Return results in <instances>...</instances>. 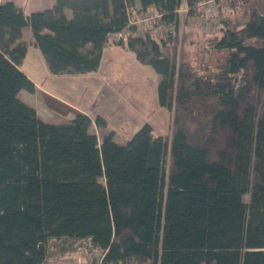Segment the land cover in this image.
Segmentation results:
<instances>
[{
    "label": "trees",
    "instance_id": "1",
    "mask_svg": "<svg viewBox=\"0 0 264 264\" xmlns=\"http://www.w3.org/2000/svg\"><path fill=\"white\" fill-rule=\"evenodd\" d=\"M139 1L155 14L141 33L129 23L136 0H55L32 13L0 1V264H43L51 240L102 248L104 264H264V11L229 0L187 49L183 0ZM30 44L55 75L95 73L106 47H126L160 75L169 132L145 122L121 144L90 130L108 127L101 114L44 121L19 97L36 89L21 68Z\"/></svg>",
    "mask_w": 264,
    "mask_h": 264
},
{
    "label": "crops",
    "instance_id": "2",
    "mask_svg": "<svg viewBox=\"0 0 264 264\" xmlns=\"http://www.w3.org/2000/svg\"><path fill=\"white\" fill-rule=\"evenodd\" d=\"M1 2L5 1H14L17 5L21 6L26 13H32L35 11H41L53 6L55 0H0ZM141 3L139 0H136V4L132 13L130 15L131 20L133 21L130 24L138 23L139 20L146 19L144 16H140L139 18H135L136 8H140ZM113 37L116 36L113 34ZM32 38L31 30L29 27H25L23 29V39L30 40ZM22 70L35 82L36 89L34 91H29L26 89H22L19 91V97L27 102L28 104L34 106L37 110L38 115L44 121H53V122H63L69 121L73 119L77 114L84 113L88 114L92 118L96 116V114H101L107 118L108 123L110 124V119L108 115L102 111L101 109L94 108L91 109L84 105L83 102L73 101V88L74 83L77 84L79 82L73 81L70 86L66 85V81L83 79L85 83H82L81 87H75L77 95L82 98H86L90 87H95V79L104 78L109 81L110 87L106 90L107 100L111 104L112 107V116L114 117H122L126 116L127 113L124 110V102L125 100L131 101L132 93L136 88H139L138 91V102L134 103L133 110L135 114H132L135 118L132 125L135 127L134 129L130 128L127 131V136L123 138L125 143L129 137L133 135V133L145 122H150L148 115H150V110L156 109L157 107H164L159 104L157 86L159 82V74L157 71L151 66L142 63L135 54L127 49L126 47H122L119 45H109L105 48L103 53V58L100 64V67L95 73L88 74H67V75H55L50 72L48 66L43 58L41 51L34 45L30 44L27 49L26 56L21 64ZM152 75V76H151ZM72 76H77L76 78H72ZM147 76L153 77L155 76V87L152 90L150 96L151 104L146 108V104L150 103L146 102V95L144 91H148L146 89ZM158 78V82H157ZM63 79V80H61ZM131 86L132 89H128L127 87ZM144 87V89L142 88ZM71 90H70V89ZM98 87H95L93 93H97ZM146 89V90H145ZM122 90L124 92L129 93V96H121L118 95V92ZM104 90H102L103 92ZM132 91V93H131ZM134 94V93H133ZM127 95V94H126ZM119 96V97H118ZM136 96V94H135ZM133 96V97H135ZM127 97V98H126ZM92 98V95H91ZM98 99H100L98 97ZM97 99V100H98ZM86 100V99H85ZM145 107V108H144ZM150 107V108H149ZM147 109L148 111L145 112ZM124 110V111H123ZM126 113V115H125ZM137 117V118H136ZM123 119V118H121ZM96 126V124H93ZM92 125V126H93ZM110 126V125H109ZM97 127V126H96ZM99 128V127H97ZM110 128V127H109ZM105 129V128H101ZM114 130V140L117 141V128H113ZM105 131V130H104ZM110 131V130H109ZM107 132V131H106ZM122 132V131H121ZM105 135V134H104ZM122 144V143H121Z\"/></svg>",
    "mask_w": 264,
    "mask_h": 264
},
{
    "label": "rangeland",
    "instance_id": "3",
    "mask_svg": "<svg viewBox=\"0 0 264 264\" xmlns=\"http://www.w3.org/2000/svg\"><path fill=\"white\" fill-rule=\"evenodd\" d=\"M200 1H201V4H197V6L195 7L194 13L190 11V8L187 4V0H183L182 5L179 9L180 30L187 31V37H186L187 42H185L184 44L187 49L193 47L194 40H196L197 38L202 37V36H208V34H212L216 30V21L218 18L217 14L220 11V8H223L226 11H231L230 6H228L229 0H200ZM250 2L253 4H256L258 8L264 11V0H251ZM136 10L137 11L135 12V18H139L140 16H144L146 18V19L139 20L138 23H135L137 27V32L141 33L146 23H149L150 21L153 22V17L155 16V14L151 12L147 16V14H144L141 11V7L136 8ZM230 13H231L230 16L232 17L234 21L242 23L248 18V5L243 4L237 8H234L233 12H230ZM168 28H170V26L161 25L153 31V34L155 36L160 37V34L164 33V31L167 30ZM180 36L181 38L184 37V35L182 36V32ZM112 38H115V37H113L112 35ZM221 56H223V53H215V55H212L210 59V63L213 65L216 62V58L217 57L221 58ZM76 77L77 76H72V78H76ZM149 77L150 76H147L146 78H149ZM155 80H156L155 76L150 77L149 80H147L148 82L145 87L148 91L143 90L144 94L146 95V99H145L146 102H150V98H152L150 94L155 87L154 86L156 83ZM159 80H160V75H159ZM73 81H76L79 83L73 84L74 85V88H73L74 96L71 99H73V101H76L78 103L83 102L84 105H87V107H90L91 109H94V108L101 109L108 115L110 119V124L108 123L107 128L105 129L97 128L96 126L93 125L94 124L93 123L92 124L93 126L91 125L90 130L97 134L99 140H102L104 134H107L109 130L113 128H117L118 130L122 131V132L116 131L117 142L123 143L124 142L123 138L127 136V131L130 128L132 129L135 128L132 125L133 121L135 120L134 116L132 115V114H135L133 110L136 111L135 109H133L134 108L133 102L136 103L139 101V97H138L139 88H136L133 91L134 94L131 91L132 98H133L131 101L129 100L123 101L125 104L124 110L126 111L127 115L125 113L126 116L114 117L112 116L113 113L110 114V112H112V107H111L112 103H109V101L107 100V97L109 95L107 96V94H105L106 90L110 87L108 80L104 78L95 79L94 81L95 87H98L99 89L97 93H93V90L95 89V87H90L88 94L85 98L86 100L82 97H79V95L75 94L76 90H78L75 87H81L82 83H85L83 79L66 81V85L70 86V84ZM157 82H158V78H157ZM127 88L129 90L132 89L131 86H128ZM142 88L144 89L143 86ZM102 90L104 91L102 92ZM91 95H92V98H91ZM118 95H121L122 97L129 96V93L127 91V93L125 92V95H124V92L120 90L118 92ZM98 97L100 99H98ZM145 104L147 108L151 104V102L144 103L142 105H145ZM145 110H146L145 112L148 111L147 109ZM150 112H151L150 115H148L149 120H151V124L154 126L157 132L168 133L170 130V123H171L170 122L171 121L170 120L171 111L167 107L164 106V107H157L156 109L150 110ZM245 198L247 200V196ZM50 244H51V249L53 253L48 256V258L43 264H100L102 263V257L104 254V250L102 248L95 247L91 245L90 243L85 242L84 240H75L73 247H69L66 250H64L65 248L63 247L61 248L60 246H58L56 243V240H51Z\"/></svg>",
    "mask_w": 264,
    "mask_h": 264
},
{
    "label": "built area",
    "instance_id": "4",
    "mask_svg": "<svg viewBox=\"0 0 264 264\" xmlns=\"http://www.w3.org/2000/svg\"><path fill=\"white\" fill-rule=\"evenodd\" d=\"M197 4H201V1L199 0ZM133 21L130 19V22L129 23H132ZM128 28H124L122 31H119V32H116L114 33V35L116 37H120V36H126V34L128 33ZM103 263V262H102ZM100 263V264H102Z\"/></svg>",
    "mask_w": 264,
    "mask_h": 264
}]
</instances>
